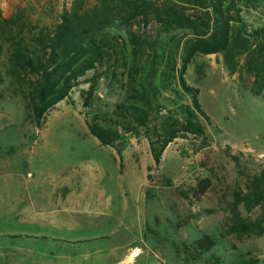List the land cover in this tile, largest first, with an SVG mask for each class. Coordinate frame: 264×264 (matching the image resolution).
Here are the masks:
<instances>
[{
	"label": "rangeland",
	"instance_id": "374dc122",
	"mask_svg": "<svg viewBox=\"0 0 264 264\" xmlns=\"http://www.w3.org/2000/svg\"><path fill=\"white\" fill-rule=\"evenodd\" d=\"M72 2L0 0V10L3 19H14L20 28H52ZM246 2L245 22L250 28L263 27L264 0ZM3 31L7 30L0 27L1 37ZM161 31L157 24L127 26L120 33L124 40L118 39L122 48L127 45V53L116 49L112 61L99 68L89 106L84 104L95 71L80 79L42 128L27 118L26 103L14 94L7 73L8 49L0 51V264H264V235L228 233L234 194L264 164V92L253 95V80L244 73L230 74L222 55L196 57L185 78L200 90V103L211 120L205 123L206 138L175 140L156 166L148 137L188 98L178 99L174 85L160 88L152 108H137L149 114L147 132L135 122L142 113L131 108L128 68L131 33L153 41ZM183 38L173 32L166 40L169 47L181 44L178 68ZM138 82L146 88V74ZM156 85L161 87L160 81ZM93 121L119 135L114 146H102L90 134L87 124ZM33 170L64 177L79 172L72 188H91L80 199L85 216L76 215L48 233L29 226L37 216H30L26 207L51 206L41 200L48 196V184L24 179L23 174ZM202 180H209L211 187L199 195ZM98 201L104 202L102 207ZM241 212L244 217L257 216V211L247 214L243 207ZM45 237L92 242L61 245ZM134 253L138 256L129 262Z\"/></svg>",
	"mask_w": 264,
	"mask_h": 264
},
{
	"label": "trees",
	"instance_id": "16d2710c",
	"mask_svg": "<svg viewBox=\"0 0 264 264\" xmlns=\"http://www.w3.org/2000/svg\"><path fill=\"white\" fill-rule=\"evenodd\" d=\"M245 8H248L246 0H73L70 7H64L52 28L45 24L39 28H20L14 19H3L0 10V27L7 30L0 36V51L8 49L7 73L15 87L14 94L26 103L27 118L42 128L48 114L80 85V79L95 71L84 104L89 106L100 78L99 68L112 61L116 49L121 54L127 53V45L122 48L118 42L121 31L134 24L159 25L163 32L153 41L151 37L131 33L128 87L134 103L131 108L142 113L137 114L135 122L147 132L149 114L137 108H152L160 88L174 85L172 92L178 99L188 98L177 114L166 117L148 137L153 161L160 166L164 152L175 140L190 136L206 138L205 123L211 120L200 103V90L188 85L185 78L196 57L222 55L230 74H247L253 80V95H263L264 26L250 28L242 16ZM13 28L20 30L15 32ZM173 32L184 34L185 39L179 68L177 55L181 44L169 47L166 41ZM123 64L127 69L128 60L124 59ZM144 74L146 88L138 82V77ZM157 81L161 87H157ZM87 125L102 146L112 147L119 139L115 131L96 121ZM197 187L198 194L204 195L211 182L202 180ZM241 207L247 214L257 211V216L244 217ZM228 225L230 235H264V164L234 194Z\"/></svg>",
	"mask_w": 264,
	"mask_h": 264
},
{
	"label": "crops",
	"instance_id": "0c3cea01",
	"mask_svg": "<svg viewBox=\"0 0 264 264\" xmlns=\"http://www.w3.org/2000/svg\"><path fill=\"white\" fill-rule=\"evenodd\" d=\"M76 173H72L70 175H67L66 177H64L63 174H61L60 172L45 173V172H38L36 170L29 171L23 174L25 180L33 181L35 179H39V180L41 179L48 184L47 187L49 189V192L47 194L48 196L44 197L41 200L45 202V204L50 203L51 205L48 208L45 207L43 210H36L37 207H34L33 205L30 207H26L27 210H30L28 212H31L30 216L33 215L37 216L36 218L31 217L29 226L35 225L36 228H42L41 232L44 231L48 233L49 229L65 225L66 224L65 221L73 219V217H75L76 215L85 216V209L81 205L80 199L81 197L84 196V194H86L85 192H88L89 190H91V188L81 187L79 188L80 190L73 189L71 181L72 179L73 180L75 179L74 177H77ZM119 189H121V192H123L121 187H119ZM81 190H83L84 193H82ZM43 195L45 194H41V196ZM98 204L100 205V207H102L104 202L98 201L97 205ZM88 215H90V212H88ZM59 216H61L60 220L57 219L59 218ZM29 228H33V227H29ZM54 237L56 236L54 235ZM47 239L49 242H55L61 245H74V243L81 244V243H86L88 241L92 242V240L86 241L85 239H81V238L73 239V240H65V241H59L56 238L55 240H51L48 237L44 238V240Z\"/></svg>",
	"mask_w": 264,
	"mask_h": 264
},
{
	"label": "bare ground",
	"instance_id": "6f19581e",
	"mask_svg": "<svg viewBox=\"0 0 264 264\" xmlns=\"http://www.w3.org/2000/svg\"><path fill=\"white\" fill-rule=\"evenodd\" d=\"M137 256H138V254H137V253H134V254L130 257L129 262H131V260L134 259V258H136Z\"/></svg>",
	"mask_w": 264,
	"mask_h": 264
}]
</instances>
